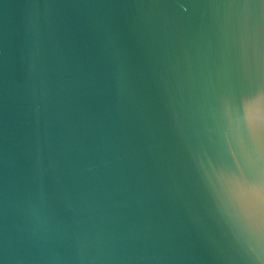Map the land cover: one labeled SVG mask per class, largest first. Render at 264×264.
I'll list each match as a JSON object with an SVG mask.
<instances>
[{
	"label": "water",
	"instance_id": "water-1",
	"mask_svg": "<svg viewBox=\"0 0 264 264\" xmlns=\"http://www.w3.org/2000/svg\"><path fill=\"white\" fill-rule=\"evenodd\" d=\"M264 0H0V264H264Z\"/></svg>",
	"mask_w": 264,
	"mask_h": 264
},
{
	"label": "snow or ice",
	"instance_id": "snow-or-ice-1",
	"mask_svg": "<svg viewBox=\"0 0 264 264\" xmlns=\"http://www.w3.org/2000/svg\"><path fill=\"white\" fill-rule=\"evenodd\" d=\"M246 109L251 120L264 119V95L256 96L246 101Z\"/></svg>",
	"mask_w": 264,
	"mask_h": 264
}]
</instances>
